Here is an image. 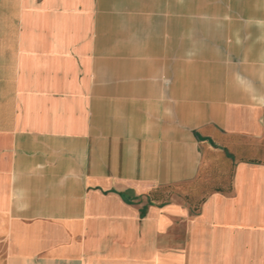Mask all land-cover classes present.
I'll use <instances>...</instances> for the list:
<instances>
[{
    "label": "crops",
    "instance_id": "obj_1",
    "mask_svg": "<svg viewBox=\"0 0 264 264\" xmlns=\"http://www.w3.org/2000/svg\"><path fill=\"white\" fill-rule=\"evenodd\" d=\"M0 264H264V0H0Z\"/></svg>",
    "mask_w": 264,
    "mask_h": 264
}]
</instances>
